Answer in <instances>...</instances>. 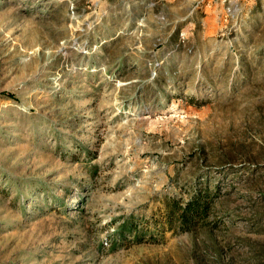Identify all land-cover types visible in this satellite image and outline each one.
I'll use <instances>...</instances> for the list:
<instances>
[{"label":"rangeland","instance_id":"rangeland-1","mask_svg":"<svg viewBox=\"0 0 264 264\" xmlns=\"http://www.w3.org/2000/svg\"><path fill=\"white\" fill-rule=\"evenodd\" d=\"M0 264H264V0H0Z\"/></svg>","mask_w":264,"mask_h":264},{"label":"trees","instance_id":"trees-1","mask_svg":"<svg viewBox=\"0 0 264 264\" xmlns=\"http://www.w3.org/2000/svg\"><path fill=\"white\" fill-rule=\"evenodd\" d=\"M206 193L197 191L187 201L178 199L177 197L169 198L166 203L167 219L166 223L171 226L178 223V227L182 230H189L199 221L207 219L213 207L214 198L212 190L206 188Z\"/></svg>","mask_w":264,"mask_h":264}]
</instances>
